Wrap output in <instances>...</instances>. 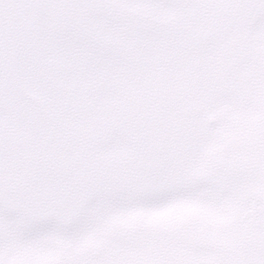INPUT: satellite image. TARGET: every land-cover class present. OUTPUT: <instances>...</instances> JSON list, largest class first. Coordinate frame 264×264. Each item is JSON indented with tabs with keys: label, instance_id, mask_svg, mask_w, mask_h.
<instances>
[{
	"label": "snow or ice",
	"instance_id": "obj_1",
	"mask_svg": "<svg viewBox=\"0 0 264 264\" xmlns=\"http://www.w3.org/2000/svg\"><path fill=\"white\" fill-rule=\"evenodd\" d=\"M0 264H264V0H0Z\"/></svg>",
	"mask_w": 264,
	"mask_h": 264
}]
</instances>
